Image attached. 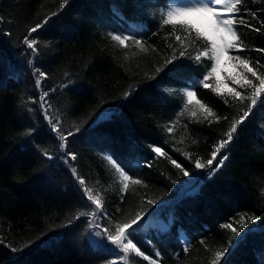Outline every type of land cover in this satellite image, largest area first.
<instances>
[{"label": "trees", "instance_id": "1", "mask_svg": "<svg viewBox=\"0 0 264 264\" xmlns=\"http://www.w3.org/2000/svg\"><path fill=\"white\" fill-rule=\"evenodd\" d=\"M165 2L70 0L61 11V0H0L4 20L0 28L12 33L10 38L0 36V240L4 242L0 244V264H107L114 258L86 241L83 218L77 226L60 227L70 215L88 209L78 200L68 171L59 162V141L47 131L39 108L40 92L51 88L58 89L49 99L64 130L82 129L69 138L68 150L77 153L74 166L105 198L107 211L112 213L119 207L121 212L116 217L123 219L152 207L147 200H157L162 217H175L172 232L182 230L191 241L184 254L180 248L183 241L177 243L173 238L161 243L157 237L153 243L162 248L161 264H211L215 252L227 247L232 237L231 230L221 225L238 220L241 214L260 219L246 225V241L233 250L229 264H264V107H260L258 97L254 114L238 128L227 149L229 159L211 180L205 179V169L194 170L182 153L206 161L212 146L224 137L248 102L234 100L229 90L250 97L253 89L242 87L243 79L233 83L234 87L219 86L224 95L201 86L196 89L193 105L185 109L186 98L181 91L185 85L175 82L176 70H195L202 79L212 61L204 59L197 64L182 57L174 62L175 70L170 71L173 65L165 66L171 55L168 45L175 46V36L184 35L177 28L169 36L171 26L161 27ZM114 6L123 19L113 12ZM245 9L258 12V18L264 20V0H245L241 11ZM53 11L60 14L39 36L40 55L35 62V67L48 76L42 87L36 88L27 64L30 57L24 55L21 41L29 27ZM246 19L260 26L251 17ZM129 24H139L145 31L147 52L134 46L123 49L108 36L109 32H122ZM237 31L248 51L235 52L264 75V68L255 63L258 60L264 66V53L255 51L264 48V28L257 33L238 26ZM200 47L201 42H197L189 52L195 55ZM157 68L163 71L157 74ZM65 72L75 85L59 89L67 82ZM246 75L258 83L250 73ZM152 76L155 79H149ZM208 82L213 87L219 84L215 76ZM130 89H135L132 96L124 98ZM196 100L212 109L211 123L189 118V111L198 108ZM29 108L32 112L27 111ZM166 126H174L173 132L168 133ZM29 129H33L30 135ZM134 145L139 146L136 159L130 155ZM149 145L162 147L191 175L184 176L167 157L156 156ZM37 147L57 159L41 157ZM110 152L128 156L134 167L137 160L140 165L129 175L143 184H130L123 201L119 174L104 158ZM149 162L152 166H145ZM141 238L152 237L141 233ZM29 241L36 243L22 254L10 250L24 248ZM127 264L147 262L133 254Z\"/></svg>", "mask_w": 264, "mask_h": 264}, {"label": "snow or ice", "instance_id": "2", "mask_svg": "<svg viewBox=\"0 0 264 264\" xmlns=\"http://www.w3.org/2000/svg\"><path fill=\"white\" fill-rule=\"evenodd\" d=\"M70 0H61L60 10L62 11ZM245 0H166L164 8L161 9V27L171 26L173 32L168 35L172 36L176 29L179 28L183 31L184 35H176V45L169 44L168 48L171 50V55L165 60L164 64L173 65V71L176 69L175 61L182 57H187L194 60L197 64H200L204 59L212 61L211 68L207 71V74L203 78L195 73V70L191 72H184L182 70H176L174 80L176 83H182V94L186 98L184 108L188 109L193 105V100L196 97V89L201 86L204 89H211L212 92L217 95H224L221 92L219 84L213 87L209 81L210 77H213L217 72V68L221 63V57L227 55L230 51L245 52L248 49L245 47L241 35L237 31L238 26L247 27L257 33L261 32L264 28V20L258 18V12L245 9L243 12L241 9L244 7ZM113 12L123 19L122 13L118 12L113 7ZM59 12L53 11L50 14L44 15V17L27 29V34L24 35L21 43L24 45L26 51L25 56L30 57L27 60V64L31 66V74L33 75L36 88H41L43 81L47 79L48 74L41 70L39 67H35V62L40 55V45L38 38L41 33L50 26V21L53 17L59 16ZM264 14V13H261ZM247 17H251L255 20L259 27L250 23ZM3 17H0V24H3ZM201 24L206 25V29L201 27ZM119 28V26H116ZM145 31L141 29L139 24H129L123 31L109 32L108 36L114 42H116L121 48L128 49L130 47H136L141 52H147L148 48L145 47L146 41L144 39ZM157 35V33H152ZM0 36H12V33L4 32L0 28ZM35 36V38H34ZM197 42H201V47L192 55L189 49L194 47ZM260 53H264V48L255 49ZM229 60H238L239 66H242L244 73H241L244 84L242 87L251 86L253 89L250 97H245L241 92L234 89L229 90L228 95L232 96L234 100H239L241 103L248 101L245 108L240 110L238 119H235L229 128L224 133V137L218 140L213 146L212 151L209 154V158L205 161L197 157L194 160L188 152H183V156L188 158L191 165L194 166V170L205 169V179L211 180L225 165L229 156L226 154L227 149L231 142L236 139L238 128L248 120L255 112V106L258 103L257 98L260 97L259 105L264 107V75L258 74V68L249 66V61L242 59L239 55L229 56ZM256 65L261 68L257 60ZM163 71V68H157L156 73L159 74ZM246 73H250L258 83H253L252 80L247 78ZM66 83H62L58 86L59 89H68L75 85L68 72L64 73ZM149 79H155V76L149 77ZM239 83V81H237ZM57 88H51L48 91H42L39 94V108L41 110L43 119L47 124V131L53 135L55 139L59 141L60 155L58 157L60 164L68 171L71 178V182L74 186V190L78 193V200L83 203L84 207L88 210L78 211L74 215H70L64 224L60 225L62 228H68L70 226H77L78 222L83 218L86 223L85 239L98 250L107 252L108 255L114 258L107 261V264H117L118 261L128 262L133 259V254L136 258H142L147 264H161L162 248L157 247L153 243L157 237L160 238L162 243L165 239H175L177 243L183 241L180 244L181 251L187 254L191 241L184 236L183 232L173 233L172 229L175 227V217L168 216L163 220L152 221L150 218L156 217L161 204L157 200H147L146 204L152 207H144L139 211H136L134 215L125 216L123 219H118L116 213H120L121 209L117 207L114 212L109 213L106 207L105 198L100 192L88 185L85 176L81 175L77 167L74 166V162L77 161V153L75 151L68 150L69 138L75 137L77 133L81 132V127H74L71 130L65 131L60 115L54 111V104L50 101L49 97L55 95ZM135 89H130L124 93V98L132 96ZM32 103L36 101L33 98H29ZM226 104L228 100L224 101ZM197 107L189 111V118H194L198 122L203 123L208 121L211 123V117L214 113L207 104L202 103L200 100H196ZM28 112H32V109H27ZM107 113L104 116L107 117ZM217 119H219L217 117ZM227 119V117H225ZM174 126H166V131L172 133ZM33 129H29L28 135L32 133ZM193 143H196L194 140ZM138 145L132 146L130 149V155L132 159H136L134 153L138 149ZM149 148L156 156L167 157L170 164L179 169L184 176H190L191 173L185 170L181 164L177 163L175 159H172L163 150L162 147L149 145ZM37 151L40 156L48 161H54L57 159L52 153L47 150L37 147ZM180 151V149H176ZM119 174L121 188L119 189L123 201L124 193L128 192L131 185H142L143 181L140 179H134L129 173H134L136 167H139V162L135 167L132 164L131 159L128 156H121L118 153L110 152V154L104 157ZM145 166L151 167V163H147ZM175 183V181H173ZM260 218L256 215L241 214L239 219L233 220L229 223L221 225L224 229H230L232 237L228 241V246L220 251L215 252L214 259L211 264H229L233 250L237 249L242 243L246 241V225L251 222L258 221ZM235 225V226H234ZM250 231V230H247ZM141 233L144 235H150L152 238L143 240ZM46 234H42V237ZM41 238L40 242L44 243ZM4 242L0 240V244ZM36 241H29L24 248L16 249L11 248L13 253L24 252L26 248H30ZM203 244V240H201ZM7 246V245H5ZM151 254H146V250ZM179 256L180 253H175Z\"/></svg>", "mask_w": 264, "mask_h": 264}, {"label": "rangeland", "instance_id": "3", "mask_svg": "<svg viewBox=\"0 0 264 264\" xmlns=\"http://www.w3.org/2000/svg\"><path fill=\"white\" fill-rule=\"evenodd\" d=\"M201 27H203V28H205V30H207L206 25L201 24ZM237 55L238 54L235 51H230L227 53V55H224L221 57V63L219 64V66L217 68V72L214 74L215 79H217L219 82V86H221V87H228V86L234 87L233 83L236 84L237 81L242 80L241 73H244V69L242 66H239L240 62L238 60H229L228 59L229 56L234 57ZM164 218L165 217H162L161 214L158 213L156 217H152V218H150V220H152V221L163 220ZM183 234H184V232H183ZM146 254H148V253H146ZM119 263L127 264V262H124V261H118L117 264H119Z\"/></svg>", "mask_w": 264, "mask_h": 264}]
</instances>
